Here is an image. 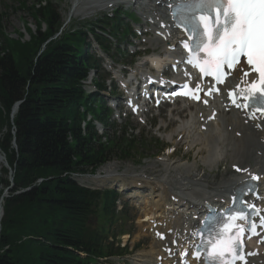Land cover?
<instances>
[{"label": "trees", "instance_id": "trees-1", "mask_svg": "<svg viewBox=\"0 0 264 264\" xmlns=\"http://www.w3.org/2000/svg\"><path fill=\"white\" fill-rule=\"evenodd\" d=\"M28 9L37 19L30 41L7 40L0 31V149L13 170L3 198L0 264H89L121 254L105 241L106 222H94L100 206L101 216L112 220L114 192L80 187L70 175L123 160L136 141L107 134L102 140L90 122L81 130L85 112L106 125L104 104L80 83L97 64L87 54L85 31L64 30L49 40L61 26L54 6ZM8 185L2 168L0 195Z\"/></svg>", "mask_w": 264, "mask_h": 264}, {"label": "bare ground", "instance_id": "bare-ground-1", "mask_svg": "<svg viewBox=\"0 0 264 264\" xmlns=\"http://www.w3.org/2000/svg\"><path fill=\"white\" fill-rule=\"evenodd\" d=\"M119 1L86 0L82 2L81 0H72V4L75 11H79L82 9H106L110 3L114 4ZM139 1L134 0V3ZM141 5L138 10L143 8L142 15L144 18L151 16L156 19L164 15L162 10L151 7V4H148V6ZM83 6L85 8H82ZM154 33L157 36L151 42H155L157 45L161 43L164 53L168 50L167 46L176 45V38L169 45L166 44V29L157 30ZM159 38L162 39L159 40ZM254 76V74L249 75V80ZM181 107L182 105L179 106V108ZM216 109L219 110L218 106L210 108L206 114L200 116L196 114L204 109H198L194 114L195 116L186 120L180 119L181 121L177 127L174 125L175 127L168 132V138H171V140L176 139L177 144L185 141L187 147L190 148L195 147L197 144L201 146L191 161L184 158L185 160H172L164 163L159 174L154 176L156 182L150 183L149 188L160 185L163 190L155 189L152 198L149 200L150 195L148 194L142 198L144 207L140 218L142 220L139 219V223H145L141 226V230H144L146 226L147 229H152L153 234L151 249L145 255L140 256L136 260V264H153L152 259L154 260L158 255H165L167 247H170L169 252L172 253L167 261L164 262L163 259L161 264H179V252L183 248H188V246L185 247V243L182 245V239L187 237L184 232H194L196 226L191 217L193 214L198 217L200 213L204 212L205 201L209 200V204L215 206L221 201L220 198L233 192L241 181L250 176H259L264 186V120L247 124L238 115H230L231 112L226 113L224 111L215 113ZM174 110H178V108H173L172 112ZM176 112L180 113L179 111ZM210 116H213V119L207 123ZM140 118L142 119L143 116H140ZM172 122L171 119L168 122H163L159 126V130L166 131ZM176 133L178 137L182 135L181 139L175 138ZM168 157H170L169 154ZM198 157L199 161L197 160ZM226 161H230L231 167H241L242 172L233 174L228 178L223 177L217 184L209 182L206 179V174L202 173V166L213 169L219 163ZM0 165H3L1 159ZM112 166L106 168L107 173L105 175H102V173L100 175L95 174L88 177V179L96 185H102L108 181V178L115 171V167ZM112 177L114 181H123L121 178L118 179L116 175ZM136 187L140 188L142 186ZM121 188H123V185ZM262 205L264 206V203ZM155 232H157L156 235ZM139 235L141 234L139 233ZM175 239L178 241L176 248L171 246V241ZM249 249L255 255L253 264H264V246L258 248L256 244H253ZM189 260L191 264H195L190 256L188 257Z\"/></svg>", "mask_w": 264, "mask_h": 264}, {"label": "snow or ice", "instance_id": "snow-or-ice-1", "mask_svg": "<svg viewBox=\"0 0 264 264\" xmlns=\"http://www.w3.org/2000/svg\"><path fill=\"white\" fill-rule=\"evenodd\" d=\"M170 8L173 19L189 35L191 43L183 45L192 53L188 63L199 67L204 75L214 76L218 82H222L225 66L239 65L237 70L242 73V79L254 71L258 80L243 89L238 86L235 92L236 99L250 97L249 103L236 106L264 109V0H175ZM242 57L246 58L247 69L240 63ZM246 219L243 214L229 216L233 221ZM261 226H264V217ZM256 227L255 223L249 229L238 224L230 227L225 222L223 230L216 231L206 241L207 264H227L229 256L242 259L239 255L243 247L241 234L246 230L255 234ZM199 255L198 251L197 258Z\"/></svg>", "mask_w": 264, "mask_h": 264}, {"label": "rangeland", "instance_id": "rangeland-1", "mask_svg": "<svg viewBox=\"0 0 264 264\" xmlns=\"http://www.w3.org/2000/svg\"><path fill=\"white\" fill-rule=\"evenodd\" d=\"M52 1L56 4V8H57L56 14L63 21L65 20L67 21L65 28L75 23H78L83 19H88L92 15V10H88V9L75 11V9L72 6L73 5L72 0H52ZM81 1L83 2L86 0H81ZM23 2L27 7H22ZM37 4H38L37 0H0V18L2 21L1 30L3 36L7 39H12V40H18V39L21 41L28 40L27 33L32 34V32H34L36 29L35 27L36 19L33 18L31 11L28 9V7ZM100 7H104V6H100ZM82 8H85V6H83ZM69 16H70V20L68 19ZM140 23H142V21H140ZM148 38L149 37H147V39ZM135 39L140 41L142 40V37ZM122 44L123 45L121 46L125 48L126 40L122 41ZM152 44L157 45L155 42H152ZM148 46L149 44H145L139 46V48L142 49L143 47H148ZM129 50L133 51L134 48L130 47ZM131 58L132 56L128 52V55L124 56L122 60L124 63H126L129 62ZM137 60L138 63L144 61L142 57L137 58ZM106 67L108 70L110 69V62L107 63ZM116 71L118 70H115V72ZM100 73L102 72L100 71ZM89 77H92L93 79L95 77L94 72H90ZM111 116L112 114L110 115V117ZM161 117H163L164 119H160L156 117L157 120H155L154 122L153 120H151L152 124L155 123L154 125H151L148 122L145 125H142L141 123L135 122L131 118L130 119L128 118L127 120H123V119L118 120L113 125V129H115V131L117 132L116 135L120 136L122 133L126 132L128 135H125V137L127 139L135 137L136 143L133 144L128 151L123 153L124 154L123 160H120L118 157L117 158L113 157L108 163H106L105 165L102 166V168H100V170L96 173V175H100V173H102V175H105L107 173L106 168L108 166L113 165L112 167H115V171L111 174V176L108 178V181H106L105 183L114 182V180H112L113 178L112 176L115 175L118 179L121 178L122 180L141 178L143 180H146V182L148 181L156 182L154 176L159 174L160 170L162 169V165L164 163H167L168 161H172V160H183L184 158L190 159L191 161L196 155V152L199 150L201 145L197 144L195 147L190 148L187 147V143L185 141H182L177 144V142L175 141L176 139L175 140H171V138L169 139L167 136L169 134L168 132H170L171 129H173L175 126L177 127L180 121L179 122L174 121V123L170 124L167 127L166 131L159 130L158 128L159 126L162 125V120H166L163 122H168V120L171 119V118L168 119L170 116H166V113H162ZM175 119L177 120L178 118L175 117ZM180 119L182 118L180 117ZM116 132L109 130L108 133L109 136L112 137L113 134ZM181 136L182 135L178 137L177 133L175 134V138L178 137L177 139H181L180 138ZM166 147L168 148L165 149ZM173 148H175L176 151L174 152V154L170 155L169 152ZM167 154H169L170 157H168ZM197 160L199 161V157L197 158ZM229 162L230 161L221 162L219 163L218 166L214 167L213 169H209L206 168V166H202L203 167L202 173L206 174L207 177L206 179L209 182L210 181L217 182V180L222 178V176L227 177V174H229L230 172ZM2 166L0 165V168ZM75 178L79 183L88 185L96 189H102L103 187L109 186V184L107 183L104 186L97 185L98 186L97 187L95 186L96 184L93 185V182L91 180L89 179L87 180L85 176H80V177L75 176ZM115 181L118 182L119 180H115ZM120 185L122 186L123 184ZM137 186L140 187L138 183ZM146 187H149V185H147ZM147 194L150 195L151 191L147 192L146 195ZM146 195H144L143 198ZM126 202H128V204H126ZM132 202L133 201L130 202L129 199H126L124 197L120 198L116 202L114 217L111 218L112 219L111 221L110 219L106 220L105 216L100 217V225L104 222H106L105 224H107L105 229L108 238L111 240L112 233L116 234L118 232H121L122 235L115 238V242H116L115 245L117 244H119L120 246L126 245L127 247L126 255H123V257L120 258L112 257L108 259V262L103 264H133L134 258H136L135 259V263H136V260L139 259L140 256L145 255V253L149 252V250L151 249L152 242L150 243V241L152 240V237L150 239L149 234H147V237H145V235L142 236L141 226L144 223L143 224L142 222L139 223V219L142 217V215L140 216V212L142 214L144 203L139 207L140 209L139 212L138 208H134L131 206ZM139 233L141 235H139Z\"/></svg>", "mask_w": 264, "mask_h": 264}, {"label": "water", "instance_id": "water-1", "mask_svg": "<svg viewBox=\"0 0 264 264\" xmlns=\"http://www.w3.org/2000/svg\"><path fill=\"white\" fill-rule=\"evenodd\" d=\"M17 107H18V103L14 106L12 113L17 109ZM11 116H12V115H11ZM0 158H1L2 160H4V167L9 171L8 174L10 175V174H11V168L8 166L7 161L5 160L4 155H1V154H0ZM9 180H12V177H11V176L9 177ZM10 187H11V186L7 187V188L5 189V191H7ZM5 191H4V193H5ZM4 193H3V195H4ZM1 216H2V208H1V206H0V218H1Z\"/></svg>", "mask_w": 264, "mask_h": 264}]
</instances>
